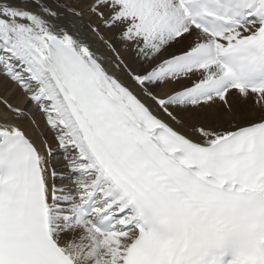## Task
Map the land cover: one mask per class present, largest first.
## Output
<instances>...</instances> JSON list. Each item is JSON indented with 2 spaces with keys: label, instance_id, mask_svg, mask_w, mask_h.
Returning a JSON list of instances; mask_svg holds the SVG:
<instances>
[{
  "label": "snow or ice",
  "instance_id": "6c2138e0",
  "mask_svg": "<svg viewBox=\"0 0 264 264\" xmlns=\"http://www.w3.org/2000/svg\"><path fill=\"white\" fill-rule=\"evenodd\" d=\"M0 264H264V0H0Z\"/></svg>",
  "mask_w": 264,
  "mask_h": 264
}]
</instances>
